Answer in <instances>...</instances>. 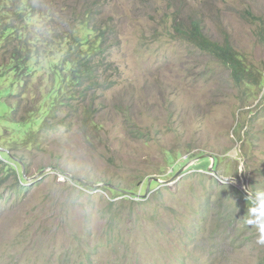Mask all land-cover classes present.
Returning a JSON list of instances; mask_svg holds the SVG:
<instances>
[{
	"label": "rangeland",
	"instance_id": "374dc122",
	"mask_svg": "<svg viewBox=\"0 0 264 264\" xmlns=\"http://www.w3.org/2000/svg\"><path fill=\"white\" fill-rule=\"evenodd\" d=\"M36 1L57 15L74 0ZM6 2L2 23L24 25ZM100 2L101 15L115 18L120 45L109 67L120 72L94 101L91 123L87 103L71 98L53 119L58 128L40 131L48 60L26 77L0 53V153L17 168L0 177V264H264L254 208L221 188L264 199V0ZM44 17L34 14L28 28ZM190 19L252 64L260 84L234 87L227 66L179 34L176 24ZM18 183L25 189L11 193Z\"/></svg>",
	"mask_w": 264,
	"mask_h": 264
},
{
	"label": "trees",
	"instance_id": "16d2710c",
	"mask_svg": "<svg viewBox=\"0 0 264 264\" xmlns=\"http://www.w3.org/2000/svg\"><path fill=\"white\" fill-rule=\"evenodd\" d=\"M8 1L14 5L16 4L18 11H15V14L18 21L25 22L24 25L21 23L16 25V23H2L0 19V24H2L0 38L5 40V44L0 47V53L2 54L0 56L3 61L9 56V64H7L8 60L6 61L8 69L27 77L34 71L37 72L41 69L44 61L48 60L50 64L49 72L52 87L49 89L48 98L51 104L45 109L46 116L36 119V121L42 120L43 122L40 131H46L50 127L58 128V123H54L53 119L58 115L60 107L68 105L67 102L71 98H80L84 103H87V107L84 109L85 114H87L85 122L87 123V120H89L91 123V111L95 108L93 106L94 101L99 98V94L113 86L116 82L115 74L120 72L118 67H109V65L114 64L112 59L113 50L120 45L115 18L101 15L100 9L103 6L100 0H74L67 6L61 5L60 10L55 11L57 15L53 13L54 9L51 7L50 11L38 12L41 9L38 8L39 3L36 0ZM21 4H25L30 9L23 10ZM63 9H66V12L69 11V14L64 15V12L61 11ZM34 14H42L45 16L44 18L48 17V20L46 19L48 22H45L43 26L35 31L28 28ZM79 25L89 27L94 33L93 38H83ZM176 29L188 43L208 52L218 63L227 66L231 70L234 87L241 88L243 85L249 87L259 83L260 79L257 78L259 71L252 64L247 63L229 43H221L211 39L204 32L203 26L198 20L190 19L189 25L186 27H184V23H178ZM31 60H37V65L29 66ZM110 68L113 70L114 75L113 73L108 74ZM213 68L207 67L204 69L205 76L212 73ZM263 80L262 76L261 82ZM67 92L70 93L69 96H66ZM244 92L245 89L243 94ZM248 95L249 93H246L244 96ZM13 113H16L15 109ZM256 118L257 116L254 115L250 121H255ZM8 153L10 154V152ZM3 156L4 154L0 153V177L8 167H11L15 172L17 170L10 162H6ZM169 157H173L171 152H169ZM215 159L216 165L219 161L217 157ZM17 162L21 167L28 166L24 157L20 156ZM21 177L22 181L25 182L26 179H24L22 173ZM221 188L233 189L232 196L238 199L237 203L242 204L244 202L254 208L256 202L237 187L225 184ZM24 189L25 185L18 183L11 188V193L20 194ZM213 196L214 194L208 197L203 208L199 209L202 220H206L208 213L211 211L207 204L212 202ZM145 216L147 217V214Z\"/></svg>",
	"mask_w": 264,
	"mask_h": 264
},
{
	"label": "clouds",
	"instance_id": "9594fccd",
	"mask_svg": "<svg viewBox=\"0 0 264 264\" xmlns=\"http://www.w3.org/2000/svg\"><path fill=\"white\" fill-rule=\"evenodd\" d=\"M254 211L259 221L258 226L261 228V232L264 233V199L255 204Z\"/></svg>",
	"mask_w": 264,
	"mask_h": 264
},
{
	"label": "water",
	"instance_id": "95a60500",
	"mask_svg": "<svg viewBox=\"0 0 264 264\" xmlns=\"http://www.w3.org/2000/svg\"><path fill=\"white\" fill-rule=\"evenodd\" d=\"M215 161H216V159L215 158H213V164L215 163ZM152 180V179H151ZM151 180H150V182H151ZM252 197L254 198V196L252 195Z\"/></svg>",
	"mask_w": 264,
	"mask_h": 264
}]
</instances>
